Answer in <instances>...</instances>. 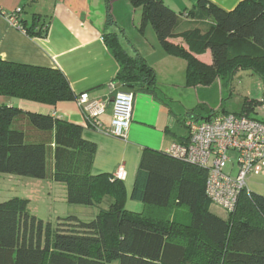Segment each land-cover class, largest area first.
Instances as JSON below:
<instances>
[{
	"label": "trees",
	"instance_id": "obj_1",
	"mask_svg": "<svg viewBox=\"0 0 264 264\" xmlns=\"http://www.w3.org/2000/svg\"><path fill=\"white\" fill-rule=\"evenodd\" d=\"M103 1L109 12L114 0ZM129 1L142 10L140 30L152 25L163 48L187 61L188 85H210L217 78L230 83L240 70L264 84V0H242L233 10L199 0L212 22L205 32L177 31L180 17L164 0ZM34 27L26 29L35 35ZM177 38L188 49L171 41ZM112 41L109 37L121 64L118 81L130 91L155 94V69L140 53L129 55ZM208 50L212 64L196 56ZM0 96L48 105L77 99L62 71L1 59ZM261 104L247 98L242 111L232 114L264 121V115L258 117ZM222 114L231 113L213 111L204 120ZM83 133V126L63 118L0 105V176L63 183L68 203L99 209L93 219L60 216L53 225L28 211L29 199L0 202V264H264L263 193L242 192L224 218L212 210L206 194L207 168L144 148L132 193L144 210L133 212L125 207L122 180L93 174L97 144ZM175 209L184 211L183 218H176Z\"/></svg>",
	"mask_w": 264,
	"mask_h": 264
},
{
	"label": "crops",
	"instance_id": "obj_2",
	"mask_svg": "<svg viewBox=\"0 0 264 264\" xmlns=\"http://www.w3.org/2000/svg\"><path fill=\"white\" fill-rule=\"evenodd\" d=\"M208 1L225 10H233L242 0ZM164 2L180 17L177 31L198 28L205 32L209 29L211 19L205 15L199 0ZM19 7L23 9L20 16L22 27L13 25L8 18V14ZM141 16L142 10L134 7L129 0L112 1L109 12L103 0H0V59L60 70L77 97L87 93L91 101L104 103L105 107L97 116V123H90L77 99L48 105L17 97L0 96V105L50 114L83 126L84 137L97 144L93 174L108 173L115 176L117 170L123 168L126 171V178L122 180L126 190L125 207L133 212L144 210V204L132 197L143 149L168 152L173 143H182L181 139L188 138L189 135V132L185 135L175 132L177 121L182 120L179 118L180 113L168 101L173 98L172 95L161 93L158 82L159 76H162L171 86H177V73H183L187 81V61L163 48L152 25L148 24L141 31ZM33 26L35 35L26 29ZM109 34L129 55L140 53L157 73L155 94L134 91L133 119L126 137L123 138L103 131L110 127L115 116L113 100L116 93L129 90L117 79L121 64L110 46ZM171 41L188 49V45L181 38ZM196 56L206 64L213 62L210 50ZM259 94L249 98L259 99L263 96L264 86ZM260 114L264 115L262 111ZM255 179H260L259 191L252 186L257 183ZM247 182L251 190L264 194V179L250 175ZM66 190L63 184L64 195ZM89 206L92 207L88 210L91 213L86 216L93 219L99 209L97 206ZM212 206L213 204L211 208ZM227 214L229 215L228 212ZM72 215L84 220L87 218L81 213Z\"/></svg>",
	"mask_w": 264,
	"mask_h": 264
},
{
	"label": "built area",
	"instance_id": "obj_3",
	"mask_svg": "<svg viewBox=\"0 0 264 264\" xmlns=\"http://www.w3.org/2000/svg\"><path fill=\"white\" fill-rule=\"evenodd\" d=\"M21 7L8 14L10 22L22 27ZM135 93L120 90L113 104L115 116L111 125L103 129L116 137H126L133 119ZM90 123L104 111L105 104L91 101L87 93L77 97ZM264 114V97L261 98ZM188 139L175 142L168 153L174 158L188 161L208 169L206 194L212 204L218 205L228 213L235 210L242 192H251L247 179L250 175L264 179V121L235 114H222L210 121L189 120ZM115 177L124 180L126 171L119 168Z\"/></svg>",
	"mask_w": 264,
	"mask_h": 264
},
{
	"label": "rangeland",
	"instance_id": "obj_4",
	"mask_svg": "<svg viewBox=\"0 0 264 264\" xmlns=\"http://www.w3.org/2000/svg\"><path fill=\"white\" fill-rule=\"evenodd\" d=\"M109 37L111 43H113L112 37ZM158 82L160 91H162L161 93L172 95L173 100L169 98L168 101L174 110L180 113L179 118L182 120L177 121L175 128V132L178 135L188 133L184 120L203 122L205 121L204 117L218 110H225L229 113H240L245 100L250 96L257 97L260 95L259 91L264 86L263 81L257 75L247 70L237 71L230 83L217 78L210 85L192 86L187 84L183 73L182 75L181 73L176 74L177 86H171L167 79L162 76H159ZM261 98L262 96L259 100ZM192 111H195L194 115L190 114ZM258 113V117L261 118V111ZM252 115L256 116L254 113ZM255 180L257 183L252 186L256 191H259L260 179ZM62 186L63 183L50 182L49 180L33 177L1 175L0 202L13 197L29 199L28 211L39 219L51 222L53 225L57 222L58 217L72 215V213H81L87 217L85 218L86 220H90V216L86 215L91 213L88 210L92 207L68 203L66 200L67 190L64 195ZM212 209L223 217H227L228 215L227 211L218 205L213 204ZM173 211L176 214V218H183L185 214L182 209H175ZM109 264H119V261L115 260Z\"/></svg>",
	"mask_w": 264,
	"mask_h": 264
},
{
	"label": "water",
	"instance_id": "obj_5",
	"mask_svg": "<svg viewBox=\"0 0 264 264\" xmlns=\"http://www.w3.org/2000/svg\"><path fill=\"white\" fill-rule=\"evenodd\" d=\"M130 87H134V84L130 85Z\"/></svg>",
	"mask_w": 264,
	"mask_h": 264
}]
</instances>
